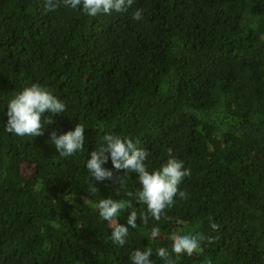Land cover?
I'll return each instance as SVG.
<instances>
[{
	"label": "trees",
	"instance_id": "16d2710c",
	"mask_svg": "<svg viewBox=\"0 0 264 264\" xmlns=\"http://www.w3.org/2000/svg\"><path fill=\"white\" fill-rule=\"evenodd\" d=\"M44 4L0 0V264H130L146 247L163 264L156 249L196 231L213 242L174 264H264V0H134L94 17ZM33 83L66 110L44 114L43 136L6 133L8 101ZM78 123L84 150L60 158L49 132ZM108 133L146 149L150 172L169 149L190 170L179 187L187 199L177 196L166 218L142 224L146 206L134 200L120 213L128 226L138 212L123 247L82 199H129L140 187L132 173L121 189L126 170L110 159L113 180L91 181L85 165Z\"/></svg>",
	"mask_w": 264,
	"mask_h": 264
},
{
	"label": "clouds",
	"instance_id": "9594fccd",
	"mask_svg": "<svg viewBox=\"0 0 264 264\" xmlns=\"http://www.w3.org/2000/svg\"><path fill=\"white\" fill-rule=\"evenodd\" d=\"M134 0H45L44 8L46 12L55 11L61 5L72 10L81 11L88 16L98 14L125 13L133 5ZM134 21L143 19V10L137 9L132 13ZM66 110V105L55 97L50 90L38 83L24 87L19 93L8 101L7 123L4 131L19 137L33 136L40 137L45 134L42 125V117L45 113L59 115ZM44 123L52 124V120H45ZM48 141L54 146L60 158L71 157L77 151L84 150L85 127L78 123L73 130L66 133L57 134L55 130L49 132ZM149 152L136 146L132 139L112 133L103 136V143L91 153V158L85 167L89 172V177L98 182L113 180L112 170L103 167L109 159L112 167L117 170H126L125 175L118 179L121 189L125 188V178L134 173L140 187L133 193L127 192L129 199H100L93 203L82 197L83 201L91 204L98 213L101 220L108 222L111 228L110 239L113 244L123 247L129 235V228H137V211H128L127 225L118 223L117 217L121 212L133 207V200L137 204L146 206L145 212L139 213L142 224H147L149 218L159 222L166 218V210L175 204V198L187 199V194L180 191L182 181L190 176V170L185 168L182 160L176 159L169 149V159L159 169L149 171L146 160ZM93 184V183H92ZM90 192L95 194L98 189L93 185ZM213 230L218 229L216 223H212ZM160 235L159 227H153L149 238L155 240ZM171 252L164 247L156 249L155 254L163 261V264H174L173 257L179 258L182 255L189 257L194 254H203L204 242H213V237H206L196 231L194 233L181 234L174 232L171 235ZM153 249L146 247L143 250L136 249L130 253V264H153L151 257ZM206 264H211L206 261Z\"/></svg>",
	"mask_w": 264,
	"mask_h": 264
}]
</instances>
